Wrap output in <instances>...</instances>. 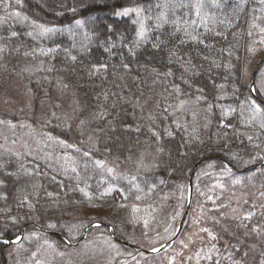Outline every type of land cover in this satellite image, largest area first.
<instances>
[{"label": "trees", "instance_id": "trees-1", "mask_svg": "<svg viewBox=\"0 0 264 264\" xmlns=\"http://www.w3.org/2000/svg\"><path fill=\"white\" fill-rule=\"evenodd\" d=\"M21 2L23 13L55 30L32 37L21 25H0V88L3 79L20 74L24 66L43 63L71 89L82 122L98 130L101 158L107 154L126 169L145 156L151 169H124L112 176L79 149H61L66 159L58 166L0 150V264L9 263L15 247L10 241L21 229L39 231L48 242L54 238L66 248L63 238L71 240L77 229L63 213L72 206L110 207L180 190L205 158L217 157L231 167L218 160L201 165L192 175L194 188L203 181L204 170L209 178L257 172L264 186V165L244 170L264 161V116L253 119L248 103L255 99L264 107V64L255 77L257 98L247 83L253 0H216L219 7L202 0L199 15L196 0ZM126 7L144 9L145 36L139 41L133 14L116 15ZM161 12L162 22L157 20ZM77 20L83 23L77 25ZM109 187L113 190L101 195ZM46 197L52 206L44 204ZM128 241L118 234L114 244L135 252L124 243Z\"/></svg>", "mask_w": 264, "mask_h": 264}, {"label": "rangeland", "instance_id": "rangeland-1", "mask_svg": "<svg viewBox=\"0 0 264 264\" xmlns=\"http://www.w3.org/2000/svg\"><path fill=\"white\" fill-rule=\"evenodd\" d=\"M20 5L22 2L17 3V0H0V25H21L32 37L42 35L35 25L51 28L23 13ZM16 12L29 19H21L14 15ZM130 14L138 22L139 30L142 13L139 17ZM250 19L247 51L249 47L253 51H248L251 58L248 84L256 63L264 56V44L260 43L264 39L261 32L264 29V0H253ZM261 73L264 74V68ZM32 84L39 91H34ZM0 121V150L7 154L30 156L48 166H58L66 159L60 153L61 149H79L88 152L95 161H104L102 169L107 172L112 168V176L122 174L125 169L118 159L108 158L107 154L100 157L95 135L98 130L91 131L82 122L71 89L49 74L41 62L28 64L20 74L3 79ZM150 169L151 164L144 156L135 162V167L125 171ZM208 174L202 171L203 181L196 188L192 186L190 202L187 184L180 190L160 191L146 201L110 207L74 205L63 212L65 221L77 227L71 240L63 238L66 248L60 243L56 245L59 241L54 238L49 240L52 247H48L47 238L39 231L23 228L13 239L22 242L20 245H17L19 242L12 243L15 247L8 254V264H264V186L258 181L257 172L222 175L221 178H209ZM139 193L134 191L135 196ZM188 203L189 209L177 238L167 244L177 232ZM44 204L52 206L48 197ZM133 207L140 211L133 213ZM249 213H252L251 218L245 219ZM145 220L148 221L147 228ZM94 224H99V229ZM90 228L92 231H88ZM33 233L36 235L32 236ZM118 234L129 240L125 242L128 246L136 247L137 243V248L142 250L167 245L156 252L158 254L151 253L153 256L148 257L115 245ZM26 236L30 238L24 239ZM221 236L229 243H222Z\"/></svg>", "mask_w": 264, "mask_h": 264}, {"label": "snow or ice", "instance_id": "snow-or-ice-1", "mask_svg": "<svg viewBox=\"0 0 264 264\" xmlns=\"http://www.w3.org/2000/svg\"><path fill=\"white\" fill-rule=\"evenodd\" d=\"M17 3H20V0H17ZM213 4H214L215 7H219L220 6L218 3H216V0H213ZM166 6L167 5H165V7ZM237 6H239V5H237ZM193 7L195 8V10L197 12V15H199L201 13L202 9L204 8V4H203L202 0H196V3L193 5ZM142 11H144V9H142L141 7H131V8L126 7L121 12H117L116 15L127 16L130 13H135L137 15V17H139ZM14 15L20 17L21 19H23L25 21H27L29 19L28 16H21V14L19 12L14 13ZM164 19H165L164 13L161 12L160 15L157 17V20L162 22V21H164ZM33 23H35V22H33ZM82 23H83V21H80V20H77L76 21V24L77 25H81ZM35 26L41 29V34L42 35L43 34H46V33H49V32H52V31L55 30L53 28H48V27H45L43 25H35ZM261 32L264 33V29H261ZM15 35H16V33L13 32L12 33V36H15ZM249 35H251V32L249 33ZM144 36H145L144 24H143V21H140V27H139V30L137 32L138 41H139V39L144 38ZM196 39L197 38L195 36L192 37V40L193 41H195ZM200 42L203 43L202 40ZM260 43L264 44V39H262L260 41ZM0 51H2V49H0ZM248 51L249 52H252L253 51V48L252 47H249L248 48ZM72 59L75 60V57H72ZM101 67H103V66H101ZM125 67H127V66H125ZM185 71L187 72V69H185ZM166 75L171 76L172 75L171 70H169V72L166 73ZM184 82L187 83V81H184ZM175 90L177 92L180 91L179 87H176ZM222 98L223 97H221V99ZM197 99H199V97ZM248 103H249V111H250L251 116H252L253 119L256 118L257 116H264V107H262L260 104H258L255 99H251ZM183 104H184V102L182 101L181 104H180V107H183ZM210 108H211V105H209V109ZM225 114H227V113H225ZM0 122H2V121H0ZM261 127H264V124H262ZM249 139L251 140V137H249ZM61 143H63V141H61ZM68 147H72V146L71 145H68ZM84 155L85 156H88L89 153L88 152H85ZM233 158H235V157H233ZM104 163L105 162L104 161H101V160L95 161L96 166L99 167V168H103L104 167ZM73 171H75V169H73ZM107 172L109 174H112L113 173V169L112 168H108L107 169ZM112 190L113 189L111 187H109V188H107L105 190L104 193H101V195H106V194L110 193ZM81 192H83V194L85 195V197H88L89 194H88V192L84 191V189H81ZM48 196H52V193H48ZM137 199H140V197H137ZM24 202L25 203L27 202V198H25V201ZM28 206H29L30 209L33 207L31 204H29ZM138 211H140V209H138L136 207H133V209H132V212L133 213H136ZM145 211H147V209H145ZM178 214L179 213H177V215ZM251 216H252V213H249L248 216H246L244 218L245 219H250ZM11 222L12 223H15L16 222L15 221V218H13ZM147 224H148V221L145 220V227L146 228H147ZM48 226L49 227H54L55 225L49 224ZM93 226L96 227L97 229H99V227H100L99 224H94ZM166 231H167V229H166ZM204 231H207V229H204ZM31 235L32 236H35L36 234L33 233ZM145 236H147V232H145ZM29 238L30 237H28V236L24 237V239H29ZM212 238L215 239V237H212ZM3 243H9V241L8 240H4ZM11 243H18V240H13V241H11ZM45 243L48 245V247H52V244H50L47 240H45ZM152 251L158 252L159 249L158 248H153ZM33 256H35V253H33Z\"/></svg>", "mask_w": 264, "mask_h": 264}, {"label": "water", "instance_id": "water-1", "mask_svg": "<svg viewBox=\"0 0 264 264\" xmlns=\"http://www.w3.org/2000/svg\"><path fill=\"white\" fill-rule=\"evenodd\" d=\"M263 63H264V56L261 57V59H259V61L256 63V65H255V67H254V69H253V72H252L251 78H250V83H249V84H250V85H249V86H250V90H251V93H252L255 97H256V95H255V92H254V81H255L256 74H257V72H258L260 66H261ZM256 98H257V97H256ZM210 160H218V161H221L222 163L228 165L227 162H225L224 160L219 159V158H217V157H210V158H205V159L200 160V161H199V162L193 167V169L191 170V172H190V174H189V177H188V179H189V189H190V190H189V191H190L189 202H190V199H191V192H192V175L194 174V172L196 171V169H197L198 167H200L201 165H203V164L209 162ZM263 165H264V161H263L262 163H260V164H254V165H252V166H249V167L245 168L244 170H250V169H253V168L262 167ZM239 171H242V170H239ZM188 209H189V203H188V205H187L186 212L184 213V215H183V217H182V219H181V221H180V223H179V226H178L177 232L175 233L174 237L172 238V240H171L169 243H172V242L176 239V237L178 236L179 231H180V229L182 228V225H183V222H184V219H185V216H186V214H187ZM84 232H85V231H84ZM84 232H83V234H84ZM124 243H125V242H124ZM125 244L128 245V243H125ZM167 244H168V243H167ZM167 244L161 245L160 247H158V249L161 250V249L164 248ZM132 248H134L136 251H139V252H142V253H146V254H148V253H155V252L152 251V250L147 251V250H142V249H139V248H136V247H132Z\"/></svg>", "mask_w": 264, "mask_h": 264}]
</instances>
